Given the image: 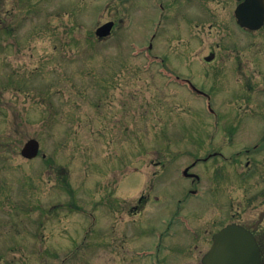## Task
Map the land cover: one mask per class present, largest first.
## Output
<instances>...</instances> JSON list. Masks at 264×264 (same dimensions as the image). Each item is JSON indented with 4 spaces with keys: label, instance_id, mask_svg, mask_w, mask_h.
Returning <instances> with one entry per match:
<instances>
[{
    "label": "rangeland",
    "instance_id": "1",
    "mask_svg": "<svg viewBox=\"0 0 264 264\" xmlns=\"http://www.w3.org/2000/svg\"><path fill=\"white\" fill-rule=\"evenodd\" d=\"M237 4L0 0V264H151L144 249L161 264H202L199 234L217 226L216 159L197 160L264 136V27L240 28ZM111 19L100 41L96 28ZM132 40L152 41L214 111L167 84L145 52L133 57ZM30 138L41 146L31 159L21 152ZM260 149L253 196L264 190ZM192 164L195 185L182 176Z\"/></svg>",
    "mask_w": 264,
    "mask_h": 264
},
{
    "label": "flooded vegetation",
    "instance_id": "2",
    "mask_svg": "<svg viewBox=\"0 0 264 264\" xmlns=\"http://www.w3.org/2000/svg\"><path fill=\"white\" fill-rule=\"evenodd\" d=\"M247 151V157L244 162L243 168L238 167L239 158L230 154L228 157L223 149L216 150L214 156L216 158L215 163V192H216V208L218 214L215 218L216 228L212 232L203 230L202 235L199 234L202 244L208 243V247L213 242V235L219 232L224 226L228 224H238L245 227L247 230L253 233L260 248L262 264H264V221L253 213L254 203L262 200L259 199L260 195L264 196V190L260 195L253 196L251 187V167L254 159L250 157L249 149ZM235 164L231 173H227L224 170V164ZM236 162V163H235ZM255 165V164H254ZM262 178L264 179V172ZM237 189L242 190L241 192ZM205 233H208L206 241ZM210 235V236H209ZM206 241V242H205ZM199 246V244H195Z\"/></svg>",
    "mask_w": 264,
    "mask_h": 264
},
{
    "label": "water",
    "instance_id": "3",
    "mask_svg": "<svg viewBox=\"0 0 264 264\" xmlns=\"http://www.w3.org/2000/svg\"><path fill=\"white\" fill-rule=\"evenodd\" d=\"M237 21L241 26L258 29L264 24V0H243L236 8ZM113 21L99 26L96 34L100 37L111 33ZM212 56L206 59L210 60ZM40 142L29 139L22 148L27 158L38 155ZM204 264H261L259 245L254 235L243 226L230 224L214 235L210 250L203 257Z\"/></svg>",
    "mask_w": 264,
    "mask_h": 264
}]
</instances>
